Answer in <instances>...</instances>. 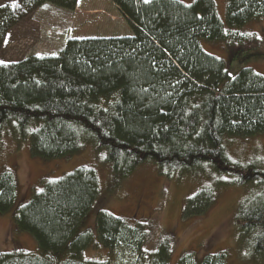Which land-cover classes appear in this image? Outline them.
<instances>
[{
  "label": "trees",
  "instance_id": "16d2710c",
  "mask_svg": "<svg viewBox=\"0 0 264 264\" xmlns=\"http://www.w3.org/2000/svg\"><path fill=\"white\" fill-rule=\"evenodd\" d=\"M109 1L127 20L131 36L70 40L55 56L0 65V136L28 141L32 157L42 160L69 159L88 146L103 150L117 180L146 162L179 173L210 163L238 174V184L264 183V172L234 166L223 147L224 137L264 134V77L244 68L232 78L224 61L200 46L203 39L247 40L238 39L239 30L264 20V0H226L225 24L213 0ZM45 4L72 11L77 0L0 6V42ZM98 190L90 167L45 182L13 218L15 232L28 234L37 252L0 253V264H110L88 259L85 252L110 251L121 242L136 248L135 264H171V234L148 250L153 237L148 223L129 227L101 210L94 228L78 233ZM206 193L188 199L194 216L209 205ZM16 197L15 173L3 170L0 214L10 212ZM239 216L241 228L258 232L252 249L264 256V197L245 200ZM195 258L183 254L175 264H198ZM222 259L206 256L200 264H223Z\"/></svg>",
  "mask_w": 264,
  "mask_h": 264
},
{
  "label": "rangeland",
  "instance_id": "374dc122",
  "mask_svg": "<svg viewBox=\"0 0 264 264\" xmlns=\"http://www.w3.org/2000/svg\"><path fill=\"white\" fill-rule=\"evenodd\" d=\"M176 1L189 5L195 0ZM213 1L225 24L226 0ZM14 3L16 0H0V6ZM131 35L127 20L109 0H77L72 11L45 4L8 31L0 42V61L4 62L0 65L32 56H55L70 40ZM241 36L248 41L238 40L233 44L232 41L203 39L200 46L205 53L224 61L232 78L244 68L264 77V20L243 26L238 39ZM223 147L234 166L264 172V134L246 138L224 137ZM82 167L95 171L99 190L78 233L93 229L96 213L104 210L129 227L145 223L152 226L153 237L146 246L148 250L156 247L163 234H171V264L183 254L195 255L198 264L206 256L214 255H221L223 264H264V256H256L252 249L258 232L241 228L239 216L245 200L264 197L263 182L238 184V174L217 171L210 163L179 173L163 171L152 162L136 166L129 175L117 180L111 165L105 161L103 150L95 152L88 146L83 153L69 159L42 160L32 157L28 141L17 140L8 134L0 136V173L3 170L15 173L17 197L10 212L0 214V253L15 249L23 253L37 252L36 242L28 234L15 232L13 218L16 211L27 204L33 194L41 192L45 182L57 180ZM204 191L210 203L201 216H194V208L188 199ZM204 204H200V208ZM186 211L192 214L185 215ZM136 256V248L124 242L110 251L93 247L85 252L88 259L109 260L110 264H135Z\"/></svg>",
  "mask_w": 264,
  "mask_h": 264
},
{
  "label": "snow or ice",
  "instance_id": "6c2138e0",
  "mask_svg": "<svg viewBox=\"0 0 264 264\" xmlns=\"http://www.w3.org/2000/svg\"><path fill=\"white\" fill-rule=\"evenodd\" d=\"M148 0H145V3H147ZM13 7H17L18 5H16L15 3L12 5ZM0 63H4L3 61H0Z\"/></svg>",
  "mask_w": 264,
  "mask_h": 264
}]
</instances>
